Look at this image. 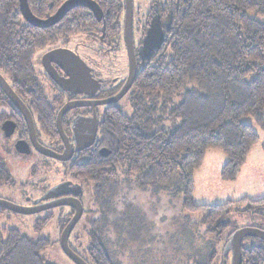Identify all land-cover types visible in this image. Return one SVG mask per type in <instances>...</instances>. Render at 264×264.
I'll return each instance as SVG.
<instances>
[{
    "label": "trees",
    "instance_id": "trees-1",
    "mask_svg": "<svg viewBox=\"0 0 264 264\" xmlns=\"http://www.w3.org/2000/svg\"><path fill=\"white\" fill-rule=\"evenodd\" d=\"M66 1L28 0L39 19ZM94 1L105 14L106 38L113 39L122 30L123 0ZM166 7L163 46L138 69L126 96L131 115L118 105L106 111L100 147L110 155L96 154L69 169L91 187L84 255L79 235L69 240L88 264H202L181 256L177 219L202 214L212 226L226 227L233 205L254 212L264 204V199L243 198L196 205L192 198L194 174L208 151L225 155L221 176L233 182L259 140L244 120L253 118L264 128V23L259 20L264 0H169ZM101 27L89 9L81 8L54 27L35 28L23 18L19 0H0V73L7 82L31 88L38 51L83 32L91 39L102 36ZM4 211L0 208V216ZM128 216L141 221L131 244L121 250L115 225ZM49 245L0 227V264H53L40 254ZM242 256V264H264L261 241L243 245Z\"/></svg>",
    "mask_w": 264,
    "mask_h": 264
},
{
    "label": "flooded vegetation",
    "instance_id": "flooded-vegetation-1",
    "mask_svg": "<svg viewBox=\"0 0 264 264\" xmlns=\"http://www.w3.org/2000/svg\"><path fill=\"white\" fill-rule=\"evenodd\" d=\"M122 2L124 6L121 18L122 30L119 32L117 37H114L113 39L106 38L107 22L104 14L102 22H98L95 18L97 23L102 25V36L97 37L96 35L91 39L88 33L83 32L77 36L63 37L53 44L47 45L36 53V55L34 56V58L37 59L35 60L36 62L33 59L34 84L31 88L26 89L25 86L14 85L8 80L11 88L26 106L28 112L31 115L36 143L33 141V135L31 133L28 120L20 110V108L17 107V105L13 103L3 91V96H0V183H6L9 186L13 185V181H11V178L9 177L10 175L6 165L7 159L12 163H26L30 160H36L37 162H39L40 159H43L44 163L46 162V160H49L61 163L63 165H68L65 174L69 175V177H66L63 181L54 183L46 188L36 189V193L33 196H27L26 199H30L33 204H36L38 206H46L48 204L50 205L57 203V201L63 198H77L83 207V215L78 224L75 226L72 234L76 231L77 227L83 219L88 222L89 207L86 208V205L83 202V197L85 196L87 191L91 189V187L84 181L76 178L74 175H71L69 173V169L75 164L88 162L90 157L96 156V154H99L101 157L106 158L100 153V151L104 148L100 147V140L102 139V127L105 122L106 111L111 106H119V104L128 95L127 94L119 103L115 105L95 107L86 106V104L88 103L99 102L116 96L121 91L127 80L129 64L124 33L125 0H123ZM81 8L82 7H78L75 9ZM166 10V5L162 7H152V10L143 19V25L137 30V37H135L134 33L135 22L133 13V43L136 58L138 60V69H140L141 65L146 62V60H148L151 56H153L154 53L159 51L155 50L149 57L145 54H142L139 57L138 53L139 48L142 46L143 40L147 36L148 28L150 27L153 19L156 16H159L162 23V28L166 35L169 24V18L166 14ZM56 12L54 14H56ZM54 14H52L51 16H53ZM48 17L44 19H47ZM94 45L96 46L94 47ZM55 50H67L75 55V64L73 65V63L68 61L67 69L68 71H70L72 68L73 70L70 73H77L78 75H80L79 77L82 79L80 83L81 86H78L73 90L65 91L50 77L43 65V58L45 55ZM122 51H124V55L127 61L126 68L123 63H121L119 65V71L122 72V76L118 75L108 81L106 75L107 72L104 68H101L100 61L107 54L113 52L121 53ZM50 66L53 68L54 71H52L54 72V74H56L59 78L68 79V74L65 73V71L59 65H57L56 63H51ZM84 70L88 71L89 75H91V79L97 83L96 85L90 86V81L86 76V71ZM94 88L98 90H93ZM66 105L72 106L73 108L62 115L61 124L65 137L69 141V147L73 151V156L68 162H59L42 155L37 150L35 144L39 145L40 148L51 150L59 155H62L64 153L66 145L58 129V117ZM6 122H12L15 128L14 133L11 136L8 135L6 130H3V125ZM94 128L97 129L94 145L90 148L79 151L78 148L82 147V141L80 139L81 135H86V137L87 135L89 136L90 131ZM83 130H86V133L85 131L82 132ZM256 208L257 210L255 211L259 212V215L261 216V231H264V204ZM65 209H70V211L68 213H65ZM56 210L60 211V217L62 219L61 225H64V227L61 228V232H63L68 223L75 216L76 210L73 207H58L41 213L50 214ZM6 211L7 210H5L4 212ZM84 233H88L86 228L84 229ZM248 239L256 238L249 237L244 239L243 242ZM261 247H264V241L262 240Z\"/></svg>",
    "mask_w": 264,
    "mask_h": 264
},
{
    "label": "rangeland",
    "instance_id": "rangeland-1",
    "mask_svg": "<svg viewBox=\"0 0 264 264\" xmlns=\"http://www.w3.org/2000/svg\"><path fill=\"white\" fill-rule=\"evenodd\" d=\"M168 2L169 0H133L135 37L138 35L137 30L144 23L143 19L152 10V7H162ZM259 20L264 23V15L259 16ZM35 60L37 59L34 58ZM100 62L101 68H104L107 72L108 81L118 75L122 76V72L119 71L121 63H123L125 68L127 65L124 51L107 54ZM119 106L124 109L127 116L131 115L132 111L129 109L127 97ZM244 122L253 126L259 136V140L251 149L247 162L242 167L237 180L233 182L224 180L221 176V171L227 162V158L219 150L208 151L203 166L194 174L192 198L196 205L216 206L227 204L229 201H240L243 198L251 200L264 198V128L257 124L253 118H246ZM6 165L13 185L9 186L6 183H0V199L25 208H30L34 205L26 197L33 196L37 191L36 189L46 188L69 177V175L65 174L68 165L55 161L46 160L44 163L43 159H40L39 162L30 160L26 163H12L7 159ZM162 189V187L157 188L156 191L158 192ZM164 190H167V188H164ZM91 200L90 189L83 197L86 208L89 207ZM232 207L225 218L226 227H222L220 222L212 226L202 214H194L183 219H177L176 226L179 227L178 243L181 256L183 258L192 257L202 264L207 263L209 258H213L212 264H225L228 261L225 249L235 232L244 228L261 230L262 221L259 212H243L242 209L246 207L244 204H235ZM69 211L70 209H65L64 212L68 213ZM49 218L51 220L45 223ZM140 221L141 219L138 221L128 216L121 217L116 222L115 228L118 242L122 246L121 250H125L124 245L128 244L129 246L131 244L134 232L139 229ZM61 223L62 219L59 210L50 214L39 213L36 215H20L6 211L0 216L1 228L18 230L22 235L34 241H50V245L40 252L44 259L53 264H74L63 253L61 247ZM85 228H88L87 221L83 219L72 235H79L78 245L84 248L79 247L78 250L83 255V251L89 245V240L84 233ZM71 242L75 243L73 238H71ZM259 243L257 239H248L243 242V245L249 248ZM86 258L88 259L89 257L87 256ZM133 260L135 261L136 259Z\"/></svg>",
    "mask_w": 264,
    "mask_h": 264
},
{
    "label": "water",
    "instance_id": "water-1",
    "mask_svg": "<svg viewBox=\"0 0 264 264\" xmlns=\"http://www.w3.org/2000/svg\"><path fill=\"white\" fill-rule=\"evenodd\" d=\"M19 7L20 12L25 19V21L35 27L40 29H48L55 25H57L70 11H72L75 8L82 7L89 9L95 16L98 22H102L104 17V12L100 5L94 1V0H68L66 1L54 14L53 16L48 17L47 19H39L32 13L28 0H19ZM133 0H125V27H124V33H125V44H126V50H127V57H128V64H129V70H128V77L127 80L121 89V91L114 97L110 99H105L99 102H91L86 104L87 107H95V106H109V105H115L119 103L130 91L132 88L136 77L138 75V60L136 58L134 43H133ZM165 40V33L162 28V23L159 18V16H156L150 27L147 31V36L143 40L142 46L139 48V57L142 54L147 55L148 57L155 51L160 50ZM75 55L67 50H55L43 58V65L50 75V77L55 81L57 85H59L62 89L65 91L73 90L74 88L81 86L82 79L79 77L77 73H70L72 72V68L70 71H68V61L71 63H74ZM51 63H56L59 65L65 73L68 74V79H61L56 74H54L53 68L50 66ZM53 70V71H52ZM86 76L89 79V84L96 85L97 83L94 82L91 79V75H89L87 70ZM0 88L1 90L8 96V98L17 105V107L20 108V110L23 112L25 117L28 120L31 133L33 135V141L36 143L35 135H34V126L32 122V118L30 113L28 112L26 106L23 104V102L20 100V98L15 94L7 80L1 75L0 73ZM93 90H98L94 88ZM89 91V90H87ZM77 106V105H74ZM78 106H85V105H78ZM73 107L66 105L64 109L61 111L58 117V129L63 137L64 143L66 145V149L62 155L56 154L55 152L40 148L39 145L35 144L37 150L44 156L57 160L59 162H68L71 160L73 156V151L69 147V141L65 137V134L63 132L62 124H61V118L62 115L71 110ZM9 128V129H7ZM3 130L7 131L8 135L11 136L14 133V126L12 122H6L3 125ZM86 133V130H83L82 132ZM96 133L97 129L94 128L90 131L89 136L87 135H81L80 139L82 141V147L78 148L79 151H82L86 148H90L94 145L96 140ZM88 134V133H87ZM22 145V144H20ZM101 155L104 157H108L110 152L103 148L100 151ZM58 207H73L76 210L75 216L72 218V220L68 223L66 228L63 230L61 235V247L63 250V253L74 263V264H88L80 255H78L76 252L72 250L70 247V236L75 228V226L78 224L80 219L83 215V207L80 203V201L75 197H67L63 198L57 203L54 204H48L46 206H38L34 204V206L30 208L20 207L16 204H13L11 202H8L6 200L0 199V208L3 210L11 211L16 214L20 215H35L50 209L58 208ZM256 238L258 240L264 241V231H261L260 229L255 228H244L241 230H238L235 232L232 237L230 238V241L225 249L226 252V258H227V264H242V242L246 238Z\"/></svg>",
    "mask_w": 264,
    "mask_h": 264
}]
</instances>
